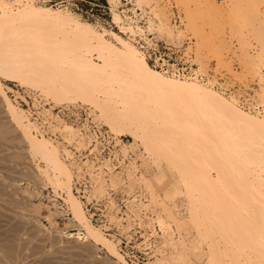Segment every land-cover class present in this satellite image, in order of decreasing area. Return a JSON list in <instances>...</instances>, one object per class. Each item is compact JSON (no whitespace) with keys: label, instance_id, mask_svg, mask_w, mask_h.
I'll return each mask as SVG.
<instances>
[{"label":"bare ground","instance_id":"bare-ground-1","mask_svg":"<svg viewBox=\"0 0 264 264\" xmlns=\"http://www.w3.org/2000/svg\"><path fill=\"white\" fill-rule=\"evenodd\" d=\"M107 1V4L110 3L108 5L112 15V24L118 28L119 33H122L123 36L131 42H135L138 47L139 43H137L136 38L139 37L143 40L142 42L148 46L154 43V41L153 38H148L147 35L149 34L147 33L155 32L158 35L164 33L166 29L164 25L158 21H153L151 18L150 10H152V5L144 8L139 3V0H135L136 3L124 0L128 4H132L131 7H128L126 4L122 3V0ZM38 3H40L38 0H0V101L8 120L19 131L29 155L37 158L38 161L44 164L43 168L36 167L37 173L42 175L48 184L53 187V191L54 189H59L58 192L54 191L53 193L55 196L59 197V201L61 202L55 199H49L48 204L50 206L48 205L46 207L44 204L47 209L53 207L54 212L58 214V218L63 217L65 223L68 221V223H66L67 225L65 224L64 226L65 228L55 227L56 231L62 237L73 239L79 243H90L97 251L103 250L112 258L109 264H125L117 248L103 236L100 229L94 227L87 221L82 210L81 201L73 195L71 190L74 176L79 177V175L82 174L83 167L80 163L81 150H85L88 146L93 144V137L83 135L80 126H75L60 116L54 115L52 112L54 108L47 104H43L41 101L35 100L37 96H34L33 99L30 95L24 94L21 96L19 92H15L16 95L15 98L13 97V101L18 106L16 107L8 96V93H12L14 90L5 85L3 83L4 81L16 83L22 87L34 88V90L40 91L41 95H44L43 98L48 97L56 104L64 102L65 105L63 104L61 106L68 107L70 104L66 105V103L76 102L90 105L99 113L98 117H100L102 123L109 128L108 131H111L109 132L112 134L115 144L121 143L120 136L129 137L131 142H124L125 144L122 145L121 151L123 154H129L131 156L132 162L128 157H124L129 160L127 167H133L128 168L123 174L124 180L128 182L127 185L131 191L148 193L150 202L148 205L142 206L141 208L154 211L155 218L154 221L150 219L151 224L159 225L163 234L162 236L166 240L165 245L168 249L167 255L162 254L149 264H208L207 260L209 256H212L209 260L215 258L216 255L218 257V250L215 249V251L212 250L214 248H208L212 250V253L209 251L212 255L207 252L209 256L204 252L198 254V251H196L198 247L193 248V246L195 247L193 241L195 240V235L190 232V228H187L189 226L187 225V227H185L186 224L182 223L185 227L182 232L176 224L178 222L179 225L180 222L185 220L188 222V219H191L193 223L195 221L196 224V219L198 220L199 218L201 222H198L201 224L204 223L202 226L204 225L206 228L207 223L198 217V211L200 208H205L210 205L208 203L209 201L207 199L205 200L207 203L203 201L206 206L202 204L203 202L199 201V203L198 200L193 202L192 195H190L191 192L189 193L190 190L188 191L189 195H183L186 200L178 197H181V193H184L183 191L186 190L188 184L191 188L189 187L187 189H192L191 191H194L193 188L195 187H193V185L196 183H200V185L196 184V186L198 185L197 188L203 186L204 188L206 187L205 189L207 190L206 192L204 188L198 189V193L199 190H204V192H206L204 193L205 196L207 195L209 190L207 187H210L209 182L212 181V178L208 177V174L203 168V164L210 160L212 163L216 164V168L218 167L220 169V171L216 169L217 178L214 179L216 181H212L214 184L217 183L215 185L218 187L219 184L224 182V178L230 176L233 178L236 177L238 172L235 167L249 170L248 174L250 175L255 171L257 176H252L257 180H261L260 183H258V187L262 194V202L264 204V106H262V111H251V108H248L249 110L244 109L234 98L231 97L227 99L222 96L219 91L195 79L178 78L173 73L168 75L165 71H158L149 65L140 47L139 50L130 41L122 38L118 33L105 29L96 31L91 23L84 22V20L80 21L77 17L67 12L62 13L60 10L52 9L51 7H38L36 6ZM135 10L140 12L138 16L144 20L143 27L139 26L137 22L129 18L130 16L125 14L129 11L134 14L133 16H136ZM132 24H134V26ZM174 27L176 28L178 26ZM22 48H28V50H30L29 48H33V51H35L34 49H38V51H36V56L39 50H44L40 52V54L42 53L43 57V53H45L42 59H45L46 62L42 61V63L38 61L39 58L36 57V60L33 56H30L31 54H35V52L32 53L33 51L29 52L26 49V51L24 50L25 53H23L21 50ZM21 53L24 55H27V53L30 54L26 57L24 56V58H29L26 61L30 60V57L32 60L34 59V61L25 62V59H22L23 54L21 55ZM16 54L21 56H19L21 58L20 61L17 57L16 61L13 59L17 56ZM6 55H9L11 58ZM4 56H6L7 59H13L14 62H16L15 65L12 64L14 63L12 62L13 60L10 63V60L4 59ZM22 60L26 64L29 63L32 68H37L41 64V66L38 67L41 69H35V71L37 70V74L35 75L32 73L34 72L32 68L31 70L25 71L24 68L26 67L24 66H26V64L22 62ZM35 60L36 62L38 61V63H36ZM17 62L20 65H18ZM20 62L24 64V68ZM33 62L37 65L34 66ZM18 66L22 67L23 70ZM34 76H36V78ZM214 80L209 79L207 81L214 83ZM260 88H262L261 85ZM31 92L32 90H30V93ZM33 93L36 92L33 91L32 94ZM26 96L29 97V99H27ZM39 96L40 95H38V98L41 97ZM30 102L33 108L39 109V111L40 108L42 109L41 112L36 111V114H39L41 117V122L39 123L37 119L32 118L31 107L28 106L29 108L27 109L24 107L26 104L29 105ZM78 106L82 105L78 104ZM58 107L59 106L56 108ZM83 107L86 109L85 112L88 117H91L93 120L91 111L88 110L89 108ZM153 114L168 117V124H164L167 126L162 130L156 127L151 120H149V117ZM187 117L190 119L193 117L196 124L190 123L188 120L185 121L184 119ZM95 119H97V117ZM93 121L99 124V118L97 122L95 120ZM169 123H173L175 126L169 125ZM30 125L33 128V132ZM211 140H215L217 144H219L218 146H212L214 148L212 156H209L204 150L201 152L196 151V149L198 150L200 147L203 148V145L211 142ZM138 142L140 145H144V149H147V152L145 150H143L144 154L141 152L142 150L138 148ZM196 145L198 148L195 147ZM67 146L73 147L75 151H78V154L72 155V153L68 151ZM194 148L196 149L194 150ZM193 150L196 151L195 154ZM149 151L152 152L157 159L158 157L163 158L165 162L168 161L171 163L170 161L172 160L175 162L176 159H179L178 162H181L180 160L184 162V165L181 163V168L179 166L180 170H184V172L181 171L184 177L177 168L179 165L178 163H176L177 170L175 169L176 171L179 170L176 175L183 177L182 180L181 177L179 179L183 187L179 183L178 185L176 183L179 177L174 178L175 184L173 183L172 185V182L165 184L162 183L164 175L161 171L152 173L156 171H154V168L157 167H155V163H152L149 155L146 154ZM138 152L140 153L138 154ZM229 155L230 164L227 162ZM220 160H224L225 162H221ZM138 162H140V164L137 166L136 163ZM159 162L157 160L158 168L161 163ZM171 164L168 165L172 166ZM168 165L165 166L169 167ZM176 165L172 167L174 168ZM107 166L108 160H104L103 163L92 166L91 169L86 168V173L95 183L101 179L103 170L106 169ZM195 166H198V170ZM192 167L196 169H192ZM173 168L170 170H173ZM194 169L197 170V172L193 171ZM166 170L168 172V168H166ZM173 171H171L172 175ZM112 172V170L108 171V176L111 175V178H114L111 180V186L114 187L115 185L123 184L124 182L119 181L118 175L111 174ZM168 174L171 175V173ZM155 175L156 178L153 179ZM193 177L196 179V182ZM191 178L192 180H190ZM208 179L211 181H208ZM193 180L195 184H193ZM191 181L193 185L190 184ZM207 182L209 185H207ZM101 186L102 185H100L96 191L98 194L103 195L104 189ZM217 186L216 189L218 188ZM253 186L254 185H251L252 188ZM180 187L183 189L184 187L186 188L182 191ZM252 188L251 192L253 193L254 190ZM219 189L220 187L218 191H216L219 192ZM195 190L197 191L196 188ZM221 191L219 193V198L215 196L217 197L216 200L219 199V202L218 200L216 202L220 204L223 200L227 204L228 202L230 203L229 197L225 195L226 193L224 191H222L224 194L221 195ZM202 192L203 191H201V194H203ZM204 194H199L198 196L205 197ZM155 195H158V198L161 197V199L167 203V212L171 211V213L169 212L170 216L169 213L167 215L164 214V212H167L163 209L164 205L162 206V203H159V205L162 206L159 207L157 204L158 202H155ZM224 195L228 197L227 200H224ZM221 196H223V198ZM216 202L214 203L215 205H217ZM39 204L42 206V203ZM62 204L67 206V210L61 207ZM219 204L217 208H220L221 205L222 208L223 205L224 208L227 206L225 204ZM228 206L226 208L229 209ZM164 208L167 207L164 206ZM208 208L209 207L205 209ZM226 208L224 209L225 211L228 210H226ZM50 211H52V209ZM228 212L230 213V211ZM212 213H214V211ZM166 216L172 218L168 219ZM219 216L213 217L215 218L213 220L214 223L210 222L213 224V227L215 225L220 232H226L225 230L228 229H226L228 226L229 228L233 227H230V225H232L230 224L231 220L229 225L226 221L230 219V217L225 219L222 218L224 216L221 215V218ZM46 218L47 222L50 224V219H48L50 217L47 215ZM207 220H209V218ZM236 220L235 222L233 221L235 223L233 225L238 224L239 220H237V223ZM55 221L52 219L50 225H58ZM175 221L177 222L175 223ZM257 222L255 219V224ZM210 223H208V225ZM196 225L200 229L201 226H198V223ZM211 225H209V227ZM204 226L202 227V232ZM236 226L238 228V225ZM251 226H253V222ZM260 226L258 225V227ZM209 227L207 226V230ZM213 227L211 226V228ZM258 227H256V229H258ZM234 228H231V230L234 231ZM245 229H242V232ZM218 230L215 232V229L210 230L209 228L210 238L206 236L208 234H206L205 231L203 233H205L206 238L210 240L211 236L213 237V235H210V232L213 231V234L215 232L214 235H216V233L218 234ZM206 232L208 233V231ZM199 233L201 234V232ZM237 233L239 232L234 231L233 234L239 237ZM200 234L199 236H201ZM219 234L216 236L218 241H216L217 239L215 238L216 242L221 240L219 237L222 233ZM228 235L231 236V234ZM235 235H233V237ZM246 235L248 236V234ZM262 235L264 236V234ZM251 236L253 238L254 235L251 234ZM241 237L240 235V238ZM245 237L244 239L246 240L250 238ZM263 241L264 240H262V242ZM237 242L235 243L237 244ZM182 243H188V247L184 245L188 249L189 247L191 248L189 249L191 251L190 253H186L188 249L185 252L183 251ZM240 244L239 242L238 245ZM259 244L262 245V243ZM240 246L242 247V245ZM246 247L247 245L245 248ZM253 249L255 248L253 247ZM249 250H251V248ZM202 251H204V249ZM217 259H212L211 264H214L213 260ZM229 259L230 258H228L226 262H229ZM217 261H219V259ZM252 261L254 263V259H251V257L246 260L247 264H252ZM243 263L244 262L240 264Z\"/></svg>","mask_w":264,"mask_h":264},{"label":"rangeland","instance_id":"rangeland-1","mask_svg":"<svg viewBox=\"0 0 264 264\" xmlns=\"http://www.w3.org/2000/svg\"><path fill=\"white\" fill-rule=\"evenodd\" d=\"M89 1L97 5H100V6H106L110 4V3L108 4L106 3L108 2L107 0H89ZM127 1L136 3L135 0H127ZM139 3L144 8H147L150 5H152V10H150L152 20L160 22L161 24L164 25V28H166L164 31V33L165 32L166 33L165 34L162 33L163 35L162 34L158 35L155 32L147 33V34L152 35L153 41L162 40L170 44H173L174 42V44L178 46L186 45L188 47L186 49L187 52L190 51L189 53L192 54L193 60L197 64V68H198L197 70H199L203 74H208L209 79H213V80L216 79L215 81L220 82L219 84H222L227 87L230 86V95H233V92H235L236 94L238 93L237 97L245 103L243 105L244 109L251 108V111L252 110L262 111V108H263L262 106H264V92H262L264 91V78H263L264 77V0H139ZM36 6L51 7L52 9L60 10L62 13L67 12L68 14L77 17L80 21L84 20V22L86 21L88 23H91L96 31H102L103 29L110 30V31L118 33L125 40L130 41L127 38H125V36H123L122 33H119L118 28L115 27L114 25H112L111 27L112 29H110L109 27L105 25L104 23L105 15H103V12H101V9L98 10V8H96L97 10H95V7H94L93 11H90L89 5L84 3L81 0H50V2L48 3H38L36 4ZM173 13H175V15L177 14V16L179 17L180 24H178V22L174 24L173 19H172ZM109 19L110 18H108V20ZM174 26H178V27L175 28ZM131 43L139 49V47L135 44V42H131ZM26 49L28 50V48ZM26 49L22 48L21 50L23 53H25L24 50L26 51ZM29 49H30L28 50L29 52L33 51V48H29ZM34 50L35 51L32 52V53L35 52L34 55L28 54L29 53L28 51H27L28 52L27 55L33 56L34 59H36V57L39 58L38 61L46 62L45 59H42L45 56V53H43V57H42V53L40 54V52H43L44 50L42 51L39 50V52L37 53V56H36V51H38V49L37 50L34 49ZM23 53H21V55ZM16 55L17 56H15V58H13V56L12 58L15 59L16 61V57H17V59L19 58V61H20L21 56L19 54H16ZM27 55L23 54L22 59L24 58V56L26 57ZM6 56L11 58L9 55H6ZM6 56H4L5 57L4 59H7ZM24 59H25V62L34 61V59L32 60L31 57H30V60L28 61L26 60L29 58H24ZM7 60H10V59H7ZM12 60H10V63ZM23 60L22 62H24ZM38 61L36 63H38ZM12 62H14V60ZM15 63L16 62L12 64L15 65ZM18 65L20 64L18 63ZM21 65L23 67L24 64L22 63ZM33 65L36 66L37 64H34L33 62ZM18 67L21 68L22 70L24 67H26L27 69L24 68L25 71H28L29 69L31 70L32 68L30 67L29 63L26 64V66H24L23 68L20 66ZM38 67L32 68L34 69V72H32L34 73V75L37 74V70L35 71V69H41ZM167 74L169 75L172 73L167 72ZM34 77L36 78V76ZM3 83L11 87L14 90V92L8 93V96L10 97L11 102L16 107L18 106L13 101V97L15 98V95H16L15 92H19L21 96L24 94L30 95V97L33 99H34V96H37V99L35 100L41 101L43 104H47L49 106H52L53 108H56L57 106L60 107L63 104L65 105L64 102L56 104L54 103L53 100L49 99L48 97L43 98L44 95L43 94L41 95L40 91L36 89L34 90V88L32 89L30 87H22V86L17 85L16 83L5 82V81ZM260 85L262 88H260ZM30 90H32V92L33 91L36 92V93H33L35 95H33L32 92L30 93ZM38 95H40L41 97L39 96L40 98H38ZM67 104H70V105L79 104V105L89 108L88 110L91 111L93 120L97 122L99 118V121H98L99 124L109 129L104 123H102L100 117H98L99 113L95 111L90 105L79 103V102L66 103V105ZM243 106L241 105V107ZM96 117L97 119H95ZM167 119L168 117L161 116L158 114H153L149 117V120H151V122L156 127H159V129L161 130L165 126H167V125H164V124H168ZM184 120L185 121L188 120L190 123L196 124V121L194 120L193 117L191 119L187 117ZM170 124L174 125L173 123H169V125ZM31 130L33 132V128ZM121 137L125 138L124 140L125 142L126 140L127 142H131V139L129 137L120 136V138ZM214 145L218 146L219 144H217L215 140H211V142H208L205 145H203L204 146L203 148L201 147L198 148V146L196 145L195 147L198 148V150L196 148H194V150L196 149V151H199V152L204 150L206 151L207 154H209V156H212L213 151H214L213 150L214 148L212 146ZM138 148L142 150L141 152L144 154V151H143L145 150L144 145L143 144L140 145V143L138 142ZM194 150H193V153L195 154L196 151ZM139 153L140 152H138V154ZM146 154L149 155L152 163L153 164L155 163L156 166L155 165L154 166L157 167V168H154V171L155 170L156 171L152 173H157L161 171L162 174L164 175L162 183L166 184V183L172 182V185L173 183L175 184L174 178L179 177V175H176V174H178L177 172H179L180 168L182 167L181 165L184 162H182V160H180L181 162H178L179 159H176L175 162L173 160L170 161L172 163L171 164L167 160L166 161L168 163L165 162L163 158L158 157L157 159V157L154 154H152V152L150 151ZM228 158L229 159L227 162L230 164V155L228 156ZM197 159H198V156H197ZM157 160L158 162L159 160L161 162V163L159 162L160 163L159 168L157 166L158 165ZM220 161L225 162L224 160H220ZM176 163L179 164L178 167ZM168 164L169 165L171 164L172 166L173 165H176V166H174L173 168L172 166H169ZM165 165H168L170 168ZM36 167L43 168L44 164L38 161L37 158L29 155L27 147L19 131L8 120L3 110L2 103L0 101V264H109L112 261V258H110L103 250L97 251L95 247L92 246V244L90 243H81V242L79 243L78 241H75L73 239H68V238H65L59 235V233L56 231V228L57 227L65 228L64 226L66 223H68V221H66L65 223V220L63 217L58 218V214L54 212L53 207H50L48 209L46 208L49 205L48 204L49 199H55L58 202H61L59 201L60 200L59 197L55 196L53 193L54 191L58 192L59 189H54L53 191V187L50 184H48V182L43 178L42 175L37 173ZM176 167L179 169L178 171H176L177 170ZM195 167H197V170H198V166H195ZM195 167H192V169ZM166 168H168V172ZM172 168L175 172L173 170H170ZM203 168L208 174V177L212 178L211 179L212 181L217 178L216 177L217 173L215 171L216 169H219V168L218 167L216 168L215 163H212L209 160L203 164ZM235 168L237 169V172H238L236 177L235 176H234L235 178L231 176L226 177L224 178V182H222V184H219L220 189L224 191L226 193L225 195L229 197V198L227 196L225 197L224 195L225 197L224 200L225 199L227 200V198L230 199L229 200L230 203L226 201L228 202V204L225 203V201L223 200L219 204L218 203L219 199H217L218 202H216L217 201L216 198L220 197L219 193L221 190L219 189V192H217L219 188L217 185H215L217 183L214 184V182H212L210 179H208V181L212 182V183L209 182L211 188L207 187L209 188L210 191L208 190V193L206 196L204 194L207 192V190L205 189L206 187L204 188L203 186H200V188H197V186L200 185V183L199 184L196 183L198 184L196 186L195 184L196 179L194 177L193 178L195 182L193 180L194 183L191 181L190 184L192 183L195 184V185L193 184L192 185L193 187L197 189V191L193 187L192 188L194 189V191H191L192 189H187L190 187L188 186L189 184L187 185V188L184 187V189L186 188L187 192L186 190L180 187L182 191L184 190L183 191L184 193H181V197L183 198H181L180 196L178 197L180 199L186 200L185 196L187 194L189 195V193L191 192L190 195H192L193 202L198 200V202L204 201L205 203H207L205 201L206 199L209 201L208 203L210 205L208 206H206L204 202L202 203V204H205L204 205L206 206L205 208L207 207L209 208L208 209L200 208L198 211L199 216L197 215L202 220H204L205 223H207L206 228L203 225L204 228L206 229L205 230L203 228V232L205 231V233L208 235L202 232V227H203L202 224L204 223L201 224L200 223L201 221L199 218L198 220L196 219V221L198 223V226H201L200 227L201 231L197 227L196 225L197 223L195 224V221L193 223L191 219H188V222L187 220L182 221L180 222L179 225L177 221H175V223L177 222L176 225L178 226L179 230H181L182 232H183V229L187 227V225L189 226L187 228H190V232L193 233V235H195V240H193L195 243L194 244L195 247L193 246V248L198 247L196 248V251H198V254L200 252H204L205 254H207V256H209L208 253L212 255L211 254L212 250H215V249L218 250V253H217L218 257L216 255V257L212 259L218 258L219 261H217L218 259L213 260L214 264L215 263L216 264L217 263L218 264H240L242 262H244L243 264H247L246 260H248L250 257L251 259H254V263L252 261V264H264V256H263L264 241L262 242V240H264V236L262 235L264 234L263 232L264 231V204L262 202V194L260 193V189L258 187V183H260L261 180L259 179L257 180L256 178L253 177L254 175L257 176V173L255 171H253V174H252L253 176H252L248 174L249 170L247 169L243 170L240 167L238 168L235 167ZM195 169L193 171L197 172V170ZM171 171H173V175L175 176L172 175ZM181 171L182 170H180V173L183 176L182 172H184V170L182 172ZM168 173H171V175ZM182 176H180L181 180L184 177ZM180 177L178 178V180L180 179ZM155 178H156V175L153 177V179ZM178 180H176L177 185L178 183L181 185L180 183L181 180L179 181ZM190 180H192V178ZM209 184L207 182V185ZM251 185H254L253 188L251 187ZM216 186L218 187L217 189H216ZM148 187L150 188L149 185ZM203 188L206 190V192H204V190H201V191H203L202 193L204 194L205 197L198 196L199 194L203 195L201 194L200 190L198 193V189H203ZM213 188H215L217 191ZM251 188L254 190L253 193L251 192ZM211 189L214 190L215 192L212 191ZM222 191H221V195L224 194V192L222 193ZM157 196L158 195H155L154 197L156 198L155 202L156 203L158 202L157 203L158 205L159 203L160 204L162 203V206L164 205L165 207H167V208H164L163 206V209L166 210L167 212V209H168L167 203L163 201L161 197H159L161 199L160 200ZM221 197L223 198V196ZM215 202L217 205L218 204L219 205L225 204L227 206L230 205L228 206L230 210L226 208L227 206H225L226 210L228 209L227 211H225L224 205H223V208L221 207L222 205L220 206V208H217V205L214 204ZM39 203H42V206ZM44 204L46 207L44 206ZM162 206L159 205V207H162ZM51 209L53 212L50 211ZM213 211L214 213H212ZM228 211H230L231 214ZM169 212L171 213V211H168L167 213L164 212V214L167 215ZM170 213H169V216H170ZM232 214H234L235 217ZM47 215L48 217H50L48 218L50 219V224H51V220L53 219L54 221L56 220L55 222H57L58 225L51 226L47 222V218H46ZM221 215L224 217H222ZM169 216L168 217L166 216V217L168 219L169 218L171 219L172 217H169ZM215 216H219L220 218L222 217L225 219L226 218L228 219V217H230V219L226 221L229 225V222L231 220L230 224L232 225H230V227L231 226H233L231 228L235 227L234 228L235 230L234 229L233 230L235 232H239L237 233L239 234V237L235 235L236 233L233 234L234 231H232L231 228H229V226L226 227V229L228 228L227 230H225L226 232L221 230L224 232V234L223 232H220L218 228L215 227V225H214L215 227L214 228L212 223H214L213 220L215 218L213 217ZM237 216L240 218H238ZM243 216H244V219H243ZM207 217L209 218L210 221L207 220L208 219ZM233 218L235 220L236 219L239 220V222L236 220V223L238 222V224H236L238 225V228L236 225H233L235 224L234 223L235 220ZM252 218L254 221L252 220ZM248 219H250L253 222L254 227L251 226L252 222ZM255 219H256V222L258 221L256 224H255ZM182 223L186 224V226L184 227ZM208 223H210L209 225L212 224L211 226L213 228H211V226L209 227ZM258 225L259 226L261 225L262 228L261 226L258 227ZM207 226L210 228V230L215 229V232L216 230H218V234L222 233L221 236L219 237L221 239V240L219 239L220 240L219 242H216L218 241L216 237L218 234L216 233V235H214L215 232L213 234V231H211L212 234L210 232V235H213L214 238L212 236L210 240L206 238V236L210 238L209 228L207 230ZM196 227H197V231H196ZM256 227H258V229H256ZM241 228L245 230H243L242 232ZM253 228L255 229V231ZM179 230L177 231L180 232ZM230 230H231V233H230ZM198 231L201 232V234ZM206 231H208V233ZM259 231H261L262 233ZM69 232H72V231H69ZM199 234L201 236H199ZM228 234H231V236ZM246 234H248V236ZM251 234L254 235L253 238ZM233 235L235 236L233 237ZM240 235L243 237V239L242 237L240 238ZM244 237L245 238L250 237L251 239L248 238L246 240L244 239ZM240 240L244 242H241ZM233 242L234 243L237 242V244L236 243L234 244ZM239 242L241 243L240 245H242L243 248L240 245H238ZM251 242L254 243L255 245L252 244ZM256 242L262 243V245ZM184 244L187 246L188 243L181 244L183 246L182 247L183 251L185 252L188 249L187 247L189 245L186 247ZM246 245L247 247L245 248ZM251 246H253L255 249H253V247ZM208 248L209 249L214 248V249L209 250ZM248 248L249 249L251 248V250H249ZM189 249L191 248L189 247ZM189 249L187 250L186 253L191 252ZM203 249L204 251H202ZM209 251H211V253ZM253 254H254V257H253ZM211 257L212 256H209L208 260ZM228 258H230L229 262L228 261L226 262ZM208 260H207V263L211 264L212 261L211 260L208 261Z\"/></svg>","mask_w":264,"mask_h":264},{"label":"built area","instance_id":"built-area-1","mask_svg":"<svg viewBox=\"0 0 264 264\" xmlns=\"http://www.w3.org/2000/svg\"><path fill=\"white\" fill-rule=\"evenodd\" d=\"M38 1L40 3L50 2V0ZM81 1L89 5L90 11H93L94 7L95 10H97L96 8L101 9L105 15L104 23L107 27L111 28L114 25L112 24L109 5L100 6L89 0ZM122 3L128 7L131 6L124 0ZM135 13L136 16H133L134 14L129 11L125 14L143 27L144 20L138 16L140 12L135 10ZM108 18L110 19L108 20ZM172 19L174 24L176 22L179 24L178 17L174 13ZM132 25L134 26V24ZM147 36L152 39V35ZM136 39L152 68L173 73L178 78L195 79L219 91L227 98H234L240 106L245 104L237 97L238 93L233 92V95H230V86L226 87L215 80L214 83L208 82V74H203L197 70V64L194 62L192 54L187 52L186 45L178 46L162 40H155L154 43L147 46L139 37ZM28 106L31 107L32 118L37 119L38 123L41 122V117L36 114V111L41 112L42 109L40 108L39 111V109L33 108L31 102L24 107L27 109ZM85 110L83 106L78 105L61 106L52 110L54 115L60 116L75 126H80L83 135L93 137V144L85 150H81L80 163L83 170L79 177L74 176L73 178L72 193L81 201L87 221L100 229L103 236L117 248L125 264H149L162 254L167 255L168 251L165 245L166 240L162 236L159 225L151 224L150 219L154 221L155 218L154 211L141 208L149 204V195L148 193L131 191L127 185L128 182L124 180L123 174L128 168L133 167H127L128 158L132 162L131 156L125 155L121 151L122 145L125 144V138L121 137V143L115 144L108 129L95 123L91 117H88ZM67 149L72 155L78 154V151H75L73 147L67 146ZM104 160H108V166L103 170L101 179L94 183L86 173V168L91 169L92 166H97ZM136 164L138 166L140 162ZM110 170L113 171L111 174L118 175L119 181L124 183L112 187L111 180L114 178H111V175L108 176ZM100 185L104 189L103 195L96 191ZM61 207L67 210L65 204H62Z\"/></svg>","mask_w":264,"mask_h":264}]
</instances>
